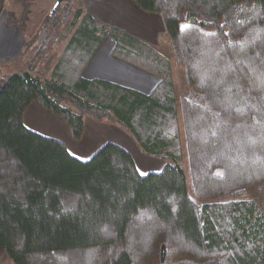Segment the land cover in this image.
<instances>
[{
  "label": "trees",
  "instance_id": "trees-1",
  "mask_svg": "<svg viewBox=\"0 0 264 264\" xmlns=\"http://www.w3.org/2000/svg\"><path fill=\"white\" fill-rule=\"evenodd\" d=\"M131 1L161 17L169 54L77 0L49 77L28 69L0 83V261L264 264V212L248 199L264 185V0ZM108 37L113 57L158 78L150 93L85 76ZM34 102L75 140L90 115L174 164L142 175L112 142L81 160L26 127Z\"/></svg>",
  "mask_w": 264,
  "mask_h": 264
},
{
  "label": "rangeland",
  "instance_id": "rangeland-1",
  "mask_svg": "<svg viewBox=\"0 0 264 264\" xmlns=\"http://www.w3.org/2000/svg\"><path fill=\"white\" fill-rule=\"evenodd\" d=\"M57 1L58 0H5L4 8L0 13V83L5 79V77L19 72L18 67H20V63L23 62V59H21L22 61L11 59V47L9 49L7 45H16L19 43L20 39L29 40V42L32 43V45L35 47L36 51L33 58H25L26 62H24L23 65L27 66V64L29 63V68L31 69L33 74L40 77H49L52 67L57 62L66 44L67 39H64L62 37V34L65 30L64 26L71 21L74 12L73 7L75 6V2H77V0H62L57 8V12L54 15V20L46 23V17L50 15ZM67 11H70V13H66ZM61 17H67L64 22L65 24H59V20ZM162 27H160V33L155 45L162 52L169 54V41ZM45 35L51 36L50 38L52 39L50 40V42H45ZM108 42L110 41H105V45L103 46V48H105L104 50H106V48L110 46ZM42 50L46 54L45 57L42 59L37 58L38 53ZM174 67L177 75L178 90L181 93L182 91L186 90V87L183 86L185 85L186 70L184 67H178L177 65H175ZM48 112L55 115L50 111ZM91 119L94 120V122H98L100 125H102V129L98 131L99 134L93 135L89 132V129L92 128L90 125H88L87 134L92 137L98 135L100 138L104 137L103 141L105 142H103L101 148L110 142L119 143V145L124 147L128 152L132 154L137 168H139L138 170L142 175L161 171L166 164H174L173 160L169 158L154 157L143 152L130 132L117 123L108 120L103 122L96 121L93 117L88 115L85 117V127L87 122ZM61 120L64 121V119L62 118ZM52 124V122L48 121V124H46L45 126L52 127ZM67 127L70 130L68 124ZM85 133L86 131L84 128V132L80 140H75L72 132L71 139H69V137L65 138L67 141V147L69 148L71 153L82 160L90 159L99 149H101L99 148L95 153L91 152L92 154H84V149H89L88 142L91 138L88 137ZM96 138L97 137H95L94 139L96 140ZM180 165L185 170L188 190L189 193L193 196L191 178L189 174V165L186 156L185 159L180 162ZM248 199L254 200L258 204L260 209L264 212V185L250 188ZM0 264L16 263H14L12 259L8 258L4 261H0Z\"/></svg>",
  "mask_w": 264,
  "mask_h": 264
},
{
  "label": "crops",
  "instance_id": "crops-1",
  "mask_svg": "<svg viewBox=\"0 0 264 264\" xmlns=\"http://www.w3.org/2000/svg\"><path fill=\"white\" fill-rule=\"evenodd\" d=\"M79 1L81 2V5L85 11L93 13L103 23L126 30L153 45L156 44V40L160 33V27L163 26L162 28L164 29L161 17H159L157 14L143 11L131 0ZM107 40L110 41L108 42L110 46H108V48L104 50L105 48H103V46L105 45L104 43ZM105 41L87 66L85 70V76L88 78L108 79L118 84L137 89L144 93H150L158 84V78L113 57L111 52L114 47V41L111 37H108ZM7 46L9 47V49L11 47V59H23V62L20 63V67H18V70H28L29 63L27 64V66L23 64L24 62H26V57L33 58L34 54L36 53L35 47L32 45V43H30L29 40L20 39L18 44ZM45 55L46 54L42 50L38 53L37 58L42 59L45 57ZM23 120L24 124L29 129L36 131L44 136L59 139L66 145L67 141L65 138H72L67 124L63 120H61L60 117L46 111L38 103L34 102L28 106L24 113ZM48 121L53 123L52 127L45 126L46 124H48ZM88 125L91 126L92 129H89V132L93 135L99 134L98 131L102 129V125H100L98 122H94V120L92 119L87 122L85 127V134L91 138L88 142L89 149H84V154H92L91 152L95 153L99 148H101L103 142H105L103 141L104 137L100 138L99 135L92 137L87 134ZM95 137H97L96 140L94 139Z\"/></svg>",
  "mask_w": 264,
  "mask_h": 264
},
{
  "label": "water",
  "instance_id": "water-1",
  "mask_svg": "<svg viewBox=\"0 0 264 264\" xmlns=\"http://www.w3.org/2000/svg\"><path fill=\"white\" fill-rule=\"evenodd\" d=\"M62 0H58L57 3L55 4V6L53 7L54 10H57L58 6L60 5ZM4 3L5 0H1L0 2V13L2 12L3 8H4Z\"/></svg>",
  "mask_w": 264,
  "mask_h": 264
},
{
  "label": "built area",
  "instance_id": "built-area-1",
  "mask_svg": "<svg viewBox=\"0 0 264 264\" xmlns=\"http://www.w3.org/2000/svg\"><path fill=\"white\" fill-rule=\"evenodd\" d=\"M66 13H70V11H67ZM66 19H67V17H63V18L61 17L60 20H59V24H60V23L63 24V23L65 22ZM63 20H64V21H63ZM64 24H65V23H64ZM45 37H46V38H45V42H46V43L50 42V40L52 39V38H50V37H51L50 35H49V36H48V35H45Z\"/></svg>",
  "mask_w": 264,
  "mask_h": 264
}]
</instances>
